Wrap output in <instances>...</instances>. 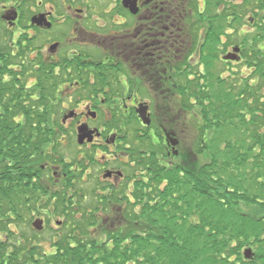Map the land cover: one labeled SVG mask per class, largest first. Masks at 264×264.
I'll list each match as a JSON object with an SVG mask.
<instances>
[{"label":"trees","instance_id":"1","mask_svg":"<svg viewBox=\"0 0 264 264\" xmlns=\"http://www.w3.org/2000/svg\"><path fill=\"white\" fill-rule=\"evenodd\" d=\"M261 1L244 0L241 12L256 5L264 11ZM242 13L200 26L206 34L198 47L209 54L203 64L216 50L233 47L252 70L237 95H224L222 112L206 118L214 137L195 129L193 117L192 151L171 166L152 151L144 158L149 173L136 183L135 197L123 201L79 199L88 186L66 159L69 146L53 133L61 108L56 89L47 88L42 73L30 87L29 73L39 72L19 55L17 70L0 57V264H264V13L254 12L259 25L250 39L224 42L223 35H235L229 30L237 32ZM47 166L60 168V181ZM57 217L63 220L55 222L46 252L41 236Z\"/></svg>","mask_w":264,"mask_h":264},{"label":"flooded vegetation","instance_id":"2","mask_svg":"<svg viewBox=\"0 0 264 264\" xmlns=\"http://www.w3.org/2000/svg\"><path fill=\"white\" fill-rule=\"evenodd\" d=\"M226 6L236 10L237 0H0V57L17 70L19 55L39 72L29 73L30 87L42 73L47 88L56 89L61 108L52 132L62 136L67 153L75 147V169L88 186L79 199L134 198L152 151L169 166L192 151L193 117L181 123L190 135L185 144L176 129L183 115L175 118L176 107H162L194 59L209 55L198 47L206 34L200 26L223 22ZM233 51L220 48L211 61L238 64L224 60ZM48 168L60 181V168Z\"/></svg>","mask_w":264,"mask_h":264},{"label":"rangeland","instance_id":"3","mask_svg":"<svg viewBox=\"0 0 264 264\" xmlns=\"http://www.w3.org/2000/svg\"><path fill=\"white\" fill-rule=\"evenodd\" d=\"M258 4H262L263 1L257 0ZM244 5V0H237V9L234 10L232 7L228 8L226 6V10L224 14H231L233 12H237L239 17V13L242 12V7ZM253 5H256L254 3ZM252 5V6H253ZM256 10L251 9V7H247L244 9V13H242L243 17L242 20L238 21L241 23V25L238 27L237 32L234 30H229L227 33L235 34L234 36H227L224 35L225 39L224 42H226L228 39H231V41L234 43H242L244 40L250 37V34L256 33V26L259 25L256 24L258 22L256 17V14L254 12H258L259 17L263 16L264 11L260 10L258 5ZM231 12V13H230ZM260 17V18H261ZM231 19V18H230ZM237 25V24H236ZM262 27L264 26V20L260 24ZM250 39V38H249ZM231 47V46H230ZM231 49V48H229ZM228 49V50H229ZM225 50V49H224ZM241 57L244 58V61L241 62V64H224L222 62H219L218 60L210 61L208 64L207 69L203 70V62L197 63L194 59L193 61V69L188 73V77L184 78L181 83L182 86L178 89L174 90L172 93L168 94L169 99L171 100V97H175V102H171V104L168 103L169 99H166V102L164 101L163 104V110L164 107L168 109V106L171 107V110H173L176 107V117L180 118L181 114L183 115L180 119H177L176 123V129L179 133L181 138H184V143L189 144L190 141L188 139V142L186 141L187 138L190 136L189 132H185V129L181 127V123L184 121V117H195V129H199L203 134L207 131H209L208 135L210 138L214 137V133L212 132L213 129H210L207 127V120L210 112H222L221 104L224 101V95L230 94L229 96L233 97L237 95L241 89L242 86L245 85V82L248 81V78L252 70L246 66L247 61L245 56L241 55ZM201 61V60H200ZM202 64V66L200 65ZM176 94V96H175ZM159 107L161 106L160 103ZM168 105V106H167ZM243 114H246V112H243ZM203 123V124H202ZM194 128V127H192ZM70 150L68 153L66 152V159L70 165L74 163L72 159V153L73 149L75 148L73 145H71ZM224 147V146H223ZM206 160L209 159H203L202 163H206ZM37 218V217H36ZM41 219H46V217H38ZM48 220V219H47ZM62 221V217H57L56 219H51L46 223L47 228H50L41 236L40 244L44 247L46 252H50V243L47 242L46 239L50 237L51 231H58V227L55 225L56 221ZM30 218H28L26 222V226H29Z\"/></svg>","mask_w":264,"mask_h":264},{"label":"water","instance_id":"4","mask_svg":"<svg viewBox=\"0 0 264 264\" xmlns=\"http://www.w3.org/2000/svg\"><path fill=\"white\" fill-rule=\"evenodd\" d=\"M239 52H240L239 48H235L234 51H233V53L227 55L224 58V60L225 61H238V54H239ZM84 138H86V136H83V139ZM80 139H82V137ZM81 143H82V140H81ZM34 226H35L36 230H42L43 229V222L42 221H37V222H35V225ZM251 255H252L251 251H247L246 252V258L247 259L251 258Z\"/></svg>","mask_w":264,"mask_h":264}]
</instances>
